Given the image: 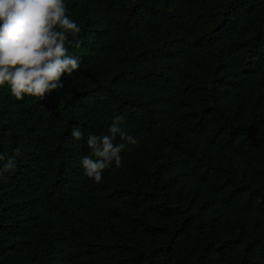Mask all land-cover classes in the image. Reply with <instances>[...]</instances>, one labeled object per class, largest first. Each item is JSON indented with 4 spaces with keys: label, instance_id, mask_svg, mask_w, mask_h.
I'll list each match as a JSON object with an SVG mask.
<instances>
[{
    "label": "trees",
    "instance_id": "1",
    "mask_svg": "<svg viewBox=\"0 0 264 264\" xmlns=\"http://www.w3.org/2000/svg\"><path fill=\"white\" fill-rule=\"evenodd\" d=\"M65 3L80 69L0 88V264H264V0ZM116 116L138 143L97 184L86 140Z\"/></svg>",
    "mask_w": 264,
    "mask_h": 264
},
{
    "label": "clouds",
    "instance_id": "2",
    "mask_svg": "<svg viewBox=\"0 0 264 264\" xmlns=\"http://www.w3.org/2000/svg\"><path fill=\"white\" fill-rule=\"evenodd\" d=\"M81 30L69 17L65 0H0V88L8 85L16 100L25 96L43 100L62 89L64 74L71 75L82 64L69 52V45L78 41ZM123 123V117L116 116L106 134L87 137L90 154L81 158V165L84 174L97 184L113 162L117 168L122 166L121 153L126 145L138 143ZM72 137L81 140L83 133L73 128ZM14 153H0V179H7L6 174L16 170L20 148Z\"/></svg>",
    "mask_w": 264,
    "mask_h": 264
}]
</instances>
